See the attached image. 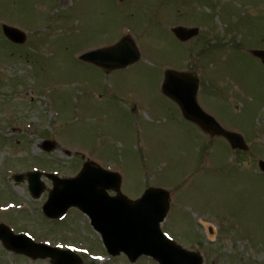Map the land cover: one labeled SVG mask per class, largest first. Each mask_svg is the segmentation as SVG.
I'll return each instance as SVG.
<instances>
[{
	"label": "rangeland",
	"instance_id": "374dc122",
	"mask_svg": "<svg viewBox=\"0 0 264 264\" xmlns=\"http://www.w3.org/2000/svg\"><path fill=\"white\" fill-rule=\"evenodd\" d=\"M171 1L0 0V205L19 206L0 221L16 233L78 248L83 264H131L105 253L80 211L46 221L50 181L44 178L46 191L34 200L26 179L12 180L35 168L73 177L82 154L120 172L130 198L149 186L169 189L162 229L205 264H264V176L257 167L264 160V66L250 53L264 41V0L201 2L205 15L194 14L197 0ZM227 9L232 15H218ZM3 24L25 31L26 44L8 45ZM179 25L200 27L199 37L179 43L170 31ZM126 35L140 51L131 66L107 73L80 60ZM232 39L239 48L214 47ZM169 68L199 72L203 108L246 136L249 154L232 152L221 137L209 140L181 115L162 92ZM46 140L59 148L44 153ZM0 264L50 262L15 256L0 241Z\"/></svg>",
	"mask_w": 264,
	"mask_h": 264
},
{
	"label": "water",
	"instance_id": "95a60500",
	"mask_svg": "<svg viewBox=\"0 0 264 264\" xmlns=\"http://www.w3.org/2000/svg\"><path fill=\"white\" fill-rule=\"evenodd\" d=\"M5 35L13 42L22 44L25 35L17 29L4 26ZM181 39L194 36L196 30L178 28L174 30ZM139 55L133 43L125 39L118 46L108 50H99L84 55L82 58L108 68L125 67L136 61ZM198 80L193 75L169 72L164 84V91L183 107L187 118L197 122L208 130L220 128L209 119L197 106L196 93ZM224 134V133H222ZM235 138L241 146L243 143ZM264 171V162H260ZM30 191L35 198L40 197L44 190L41 174H28ZM54 181V189L44 206L45 214L50 218L64 215L70 207H78L87 214L93 227L102 235L105 246L112 255L126 253L132 261L141 255L154 258L159 264H201L198 255L190 253L167 239L160 229L169 210V195L161 189H149L138 201L133 202L120 191L121 177L118 174L102 170L98 165L88 163L75 179L60 180L48 175ZM113 189L117 195L110 197L108 190ZM0 229V238L9 249L26 252L35 256L37 248L42 251L40 256L51 257L53 264H81L69 252L35 245L21 236L15 237L6 230ZM35 249V250H34Z\"/></svg>",
	"mask_w": 264,
	"mask_h": 264
},
{
	"label": "bare ground",
	"instance_id": "6f19581e",
	"mask_svg": "<svg viewBox=\"0 0 264 264\" xmlns=\"http://www.w3.org/2000/svg\"><path fill=\"white\" fill-rule=\"evenodd\" d=\"M211 239H213V237H210Z\"/></svg>",
	"mask_w": 264,
	"mask_h": 264
}]
</instances>
